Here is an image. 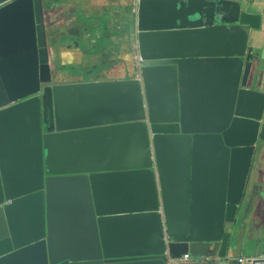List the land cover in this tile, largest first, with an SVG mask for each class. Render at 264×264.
Returning a JSON list of instances; mask_svg holds the SVG:
<instances>
[{
    "label": "water",
    "instance_id": "95a60500",
    "mask_svg": "<svg viewBox=\"0 0 264 264\" xmlns=\"http://www.w3.org/2000/svg\"><path fill=\"white\" fill-rule=\"evenodd\" d=\"M54 1L0 0V264H264L262 14L137 0V76L53 84Z\"/></svg>",
    "mask_w": 264,
    "mask_h": 264
},
{
    "label": "crops",
    "instance_id": "0c3cea01",
    "mask_svg": "<svg viewBox=\"0 0 264 264\" xmlns=\"http://www.w3.org/2000/svg\"><path fill=\"white\" fill-rule=\"evenodd\" d=\"M81 3L79 6L83 9L78 15V18L69 19L65 14L63 18L66 19L67 25L74 26L73 32L74 36L65 38L62 37L64 32L65 24H61V13L68 9V3ZM244 2L245 7L254 13L262 14V27L259 31L254 32L253 38L250 45L254 50L260 51L264 55V0H241ZM58 5V19L53 26L52 36L57 38L61 42V47L59 54L67 58L74 59L72 62H68V68L79 66L78 73H85L90 75H96V69L99 63H105L107 66L105 74L113 78H122L125 75L119 76L120 71H126V65L123 64V54L120 50V44H115L109 40L107 34L111 26L110 14L111 10L107 9L110 4V0H55ZM116 5L115 10L118 13L115 14V19L117 22L122 20L120 16V11L123 9V0L113 1ZM64 3V4H63ZM111 18V19H110ZM66 25V27H67ZM90 36V37H89ZM85 39L91 45V48H86L82 42ZM88 39V40H87ZM90 39V40H89ZM78 44H77V43ZM89 60H92L89 62ZM70 65V66H69ZM136 74V73H134ZM250 185L255 189L256 196L255 201L258 202V208L264 211V165L256 164L253 168ZM257 216V215H256ZM255 216V217H256ZM259 216V214H258ZM264 225V221H258L257 230ZM241 258H246L245 254L240 255Z\"/></svg>",
    "mask_w": 264,
    "mask_h": 264
},
{
    "label": "flooded vegetation",
    "instance_id": "af4514ba",
    "mask_svg": "<svg viewBox=\"0 0 264 264\" xmlns=\"http://www.w3.org/2000/svg\"><path fill=\"white\" fill-rule=\"evenodd\" d=\"M115 0H110V4L107 6L108 10L112 11V14H110L111 20V26L109 28V32L107 34L109 40L114 42L115 44L119 43L120 46H122L123 50V64L126 65V71H120V73L115 75H125L127 74V79H132L137 76V74H132L133 72L136 73V70L140 68V64L137 61L136 55L138 54V51L135 49V18H136V11H137V0H123L126 3L123 6V9L119 12L120 16L122 17V20L117 22V19H115V14H117V11H113L116 8L115 3L113 2ZM110 18V19H111ZM133 55V63L131 64V61L129 60L128 55ZM54 60L50 61V67L52 71V79L55 82L62 81V80H71V79H77L78 81H92L96 77V75H90V74H84V73H72L70 72V68L66 67L68 66V62L74 61V59L67 58L63 56L62 54H58L56 58H53ZM92 60H89V62ZM57 62L60 63V65L57 64ZM70 66V65H69ZM132 70H131V69ZM69 71V72H68ZM255 156L256 151L254 154V159L252 163V169L251 174L253 171L254 166L256 165L255 162ZM251 178V175H250Z\"/></svg>",
    "mask_w": 264,
    "mask_h": 264
},
{
    "label": "rangeland",
    "instance_id": "374dc122",
    "mask_svg": "<svg viewBox=\"0 0 264 264\" xmlns=\"http://www.w3.org/2000/svg\"><path fill=\"white\" fill-rule=\"evenodd\" d=\"M120 50L122 52V50H123L122 46H120ZM123 53H124V50H123ZM128 57H129V60L131 61V64H132L133 63V55L129 54ZM132 74H134V72ZM125 76H127V74ZM255 162H256V164H263L264 165V141H259L256 145ZM242 254H245L246 256H248V255H250V252H249V250H245V251L242 250Z\"/></svg>",
    "mask_w": 264,
    "mask_h": 264
},
{
    "label": "built area",
    "instance_id": "2783aa9c",
    "mask_svg": "<svg viewBox=\"0 0 264 264\" xmlns=\"http://www.w3.org/2000/svg\"><path fill=\"white\" fill-rule=\"evenodd\" d=\"M136 59H137V61L139 62V64L142 62V59H141V57H140V55H139V53L136 55ZM190 259V257H189V255L187 254V255H184L183 257H182V260L183 261H188ZM237 264H247V259L246 258H238L237 259Z\"/></svg>",
    "mask_w": 264,
    "mask_h": 264
},
{
    "label": "trees",
    "instance_id": "16d2710c",
    "mask_svg": "<svg viewBox=\"0 0 264 264\" xmlns=\"http://www.w3.org/2000/svg\"><path fill=\"white\" fill-rule=\"evenodd\" d=\"M250 1H253V0H250Z\"/></svg>",
    "mask_w": 264,
    "mask_h": 264
}]
</instances>
